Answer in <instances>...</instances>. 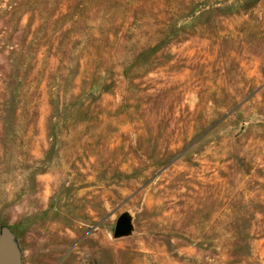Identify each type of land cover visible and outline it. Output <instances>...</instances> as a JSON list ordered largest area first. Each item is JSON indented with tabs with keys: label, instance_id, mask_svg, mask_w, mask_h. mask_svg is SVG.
<instances>
[{
	"label": "rangeland",
	"instance_id": "1",
	"mask_svg": "<svg viewBox=\"0 0 264 264\" xmlns=\"http://www.w3.org/2000/svg\"><path fill=\"white\" fill-rule=\"evenodd\" d=\"M2 228L22 264H264V0H0Z\"/></svg>",
	"mask_w": 264,
	"mask_h": 264
},
{
	"label": "water",
	"instance_id": "2",
	"mask_svg": "<svg viewBox=\"0 0 264 264\" xmlns=\"http://www.w3.org/2000/svg\"><path fill=\"white\" fill-rule=\"evenodd\" d=\"M129 229L128 219L124 216H119L116 219L113 234L114 236L123 235ZM0 264H22L14 236L7 228H2L0 232Z\"/></svg>",
	"mask_w": 264,
	"mask_h": 264
}]
</instances>
